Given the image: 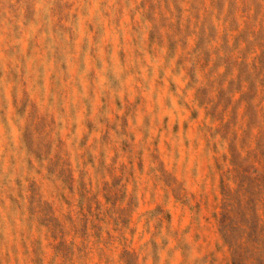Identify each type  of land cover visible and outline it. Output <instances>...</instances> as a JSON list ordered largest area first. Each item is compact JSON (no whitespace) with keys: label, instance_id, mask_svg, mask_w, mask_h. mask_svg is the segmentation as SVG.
Segmentation results:
<instances>
[{"label":"rangeland","instance_id":"1","mask_svg":"<svg viewBox=\"0 0 264 264\" xmlns=\"http://www.w3.org/2000/svg\"><path fill=\"white\" fill-rule=\"evenodd\" d=\"M191 1L0 0V264H264V187L189 85Z\"/></svg>","mask_w":264,"mask_h":264},{"label":"trees","instance_id":"2","mask_svg":"<svg viewBox=\"0 0 264 264\" xmlns=\"http://www.w3.org/2000/svg\"><path fill=\"white\" fill-rule=\"evenodd\" d=\"M190 20L195 19L196 44L190 68V84L196 85L195 97L199 106L206 109V116L214 137L220 144L229 139L228 158L238 174L252 178L262 191L264 182V0H192ZM182 9L179 8V13ZM179 20L181 16L178 15ZM179 26L181 22H177ZM204 73L201 81L197 67ZM238 94V98L235 95ZM243 104L246 128L256 129L254 146L244 150L239 145L238 114ZM223 132V134H222ZM221 135V136H220ZM230 137V138H229ZM250 147V146H249ZM243 151L246 154L242 156ZM228 156V157H227ZM252 167L247 172L244 164ZM261 182V183H260ZM260 183V184H259ZM225 198L220 218L221 232L227 243L230 227L239 226L234 218L232 204ZM262 201L259 198L258 203ZM231 206V207H230ZM255 200L257 220L255 230H264V212L260 213ZM250 238V236H249ZM229 240V241H228ZM238 243L244 244L241 239ZM240 263V260L235 262Z\"/></svg>","mask_w":264,"mask_h":264}]
</instances>
